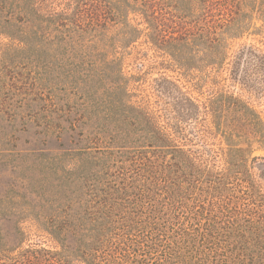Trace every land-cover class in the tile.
<instances>
[{"label": "trees", "instance_id": "obj_1", "mask_svg": "<svg viewBox=\"0 0 264 264\" xmlns=\"http://www.w3.org/2000/svg\"><path fill=\"white\" fill-rule=\"evenodd\" d=\"M263 32L264 0H0V173L21 190L0 196V217L30 218L61 249L23 264H264V195L242 185L231 134L201 188L206 165L172 123L197 106L167 78L163 116L133 101L116 55L143 39L185 71L209 45L218 66L229 40ZM243 109L264 142V122Z\"/></svg>", "mask_w": 264, "mask_h": 264}, {"label": "rangeland", "instance_id": "obj_2", "mask_svg": "<svg viewBox=\"0 0 264 264\" xmlns=\"http://www.w3.org/2000/svg\"><path fill=\"white\" fill-rule=\"evenodd\" d=\"M113 31L114 27L109 35L113 36ZM196 33L198 30H193L192 34ZM5 43L7 39L0 37V44ZM209 50V45L195 47L185 71L161 66L165 58L157 57L156 51L143 39L128 49L116 50V55L121 61L123 75L129 80L128 90L135 95L133 101L144 99L157 115L163 116L168 102L157 96L156 83L167 78L197 106L196 117L181 122L173 119L172 123L178 126L173 136L178 144L195 151L206 165L201 171L208 173L211 184H203L201 188H212V173L222 167L220 158L228 150L222 134L225 131L231 134L234 148L241 152V172L247 176L242 185L264 195V142L257 126L251 122L250 113H244L243 109L248 107L264 122V32L229 40L222 65L212 66ZM231 97L238 100V104L233 103ZM234 105L237 111H230ZM212 107L217 112L223 109V117L212 119L208 112ZM166 119V116L160 119L162 125ZM18 179L9 171L0 173V196L14 189L21 191L13 186ZM68 245L76 247L77 243L69 238ZM40 248L61 251L60 244L40 231L30 218L19 222L10 216L0 217V264H23L25 258ZM65 263L80 264L74 258Z\"/></svg>", "mask_w": 264, "mask_h": 264}]
</instances>
